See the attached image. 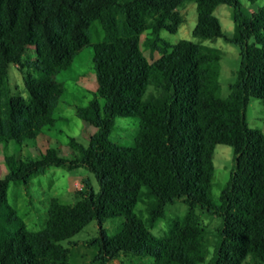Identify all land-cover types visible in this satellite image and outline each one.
Masks as SVG:
<instances>
[{
  "label": "trees",
  "instance_id": "trees-1",
  "mask_svg": "<svg viewBox=\"0 0 264 264\" xmlns=\"http://www.w3.org/2000/svg\"><path fill=\"white\" fill-rule=\"evenodd\" d=\"M185 3L197 6L193 35L201 40L223 36L214 15L220 5L235 8L233 41L242 61L227 98L219 81L220 49L161 37L183 25L179 8ZM238 6V0H0V146L22 147L55 127L66 95L57 75L70 70L85 49L98 83V98L77 110L96 129L88 147L71 138V160L55 147L36 160L5 157L0 264H71L62 242L94 220L116 217L122 218L116 234L102 229L90 242L98 264L131 256L150 257L153 264L204 263L206 230L198 207L223 221L207 264H264V133L246 118L250 100H264V7L246 16ZM146 31V46L160 53L153 62L141 50ZM29 48L36 57L23 61ZM12 65L23 74L27 96L14 93ZM117 117H139L130 146L111 138ZM219 144L234 149L235 167L215 204L210 195ZM53 166L85 167L100 189L88 183L74 204L52 197L46 227L30 231L9 204V185L26 186ZM177 200L189 206L188 213L157 238L152 227ZM141 201L147 221L136 213Z\"/></svg>",
  "mask_w": 264,
  "mask_h": 264
},
{
  "label": "rangeland",
  "instance_id": "rangeland-1",
  "mask_svg": "<svg viewBox=\"0 0 264 264\" xmlns=\"http://www.w3.org/2000/svg\"><path fill=\"white\" fill-rule=\"evenodd\" d=\"M238 11L246 16L260 13L264 7V0H238ZM185 18V22L175 34L167 31L161 32V37L169 43L175 44L180 40H190L202 43L206 46L220 49L223 56L220 63V85L223 98L231 93V85L237 81V75L241 68V48L233 39L236 32L234 20L235 8L228 5H220L214 12L221 25L223 36L213 40H201L193 35L197 24V6L195 3H185L179 8ZM150 38V32L146 31L141 36V50L150 62L160 57L158 51L151 50L146 46V40ZM36 57L34 48H29L23 61H30ZM63 83L66 95L61 104V111L55 114L58 119L55 127L49 133L52 139L45 140L40 135L35 140L26 141L22 147L10 142L7 146H0V177H5L7 167L5 157L12 156L21 160H36L50 147L61 150V156L72 159V151L66 147L71 138H75L84 147L90 143V134L96 131L95 127L87 124L77 116L80 107H86L98 98V83L94 70V62L91 52L83 50L77 57L72 68L62 75H57ZM10 77L14 93L27 96L23 83V74L18 66L12 65ZM246 118L252 128L261 129L264 133V100L251 99L247 109ZM139 131V117H117L116 126L111 138L115 142L130 146ZM215 173L212 194L213 203H220V195L224 190L232 171L235 167V152L228 145L219 144L215 148L214 156ZM89 183V184H88ZM87 184L95 192L100 189L99 182L94 173L85 167L73 169L50 167L44 173L33 176L28 184H16L11 182L8 189L9 204L17 210L18 215L26 223L28 230L39 231L46 227L50 199L59 198L63 203L74 204L80 195L85 192ZM189 206L183 200L169 203L165 208V217L157 221L152 227V233L157 238H163L170 230L173 222L185 216ZM136 213L145 221L148 218L147 206L141 201ZM196 213L201 218V224L205 227L203 252L207 264L213 257L215 246L219 240V230L222 219L211 215L198 207ZM122 218H108L102 222L94 220L88 223L83 230L72 238L63 241L62 245L69 250V261L71 264H98L95 257L98 255L96 247L90 245L93 238L100 236L103 229L108 235L116 234L121 226ZM153 264L150 257L131 256L129 259L122 257L112 261L110 264ZM250 263V262H249ZM247 264V263H246Z\"/></svg>",
  "mask_w": 264,
  "mask_h": 264
},
{
  "label": "crops",
  "instance_id": "crops-1",
  "mask_svg": "<svg viewBox=\"0 0 264 264\" xmlns=\"http://www.w3.org/2000/svg\"><path fill=\"white\" fill-rule=\"evenodd\" d=\"M45 134H46L45 135V140H47V142H48V140L52 139L51 136L49 135V133H45ZM6 174H7V172H6ZM0 178H2V177H0Z\"/></svg>",
  "mask_w": 264,
  "mask_h": 264
}]
</instances>
